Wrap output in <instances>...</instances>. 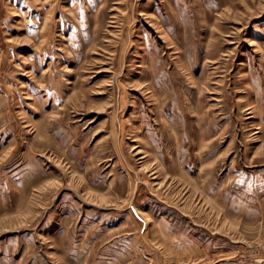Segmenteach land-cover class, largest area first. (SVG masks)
<instances>
[{"label": "rangeland", "instance_id": "1", "mask_svg": "<svg viewBox=\"0 0 264 264\" xmlns=\"http://www.w3.org/2000/svg\"><path fill=\"white\" fill-rule=\"evenodd\" d=\"M0 264H264V0H0Z\"/></svg>", "mask_w": 264, "mask_h": 264}]
</instances>
